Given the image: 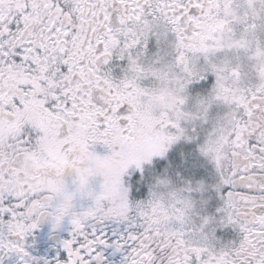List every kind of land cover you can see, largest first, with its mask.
Listing matches in <instances>:
<instances>
[{"label":"snow or ice","instance_id":"1","mask_svg":"<svg viewBox=\"0 0 264 264\" xmlns=\"http://www.w3.org/2000/svg\"><path fill=\"white\" fill-rule=\"evenodd\" d=\"M66 217L53 264H264V0H0V264Z\"/></svg>","mask_w":264,"mask_h":264},{"label":"flooded vegetation","instance_id":"2","mask_svg":"<svg viewBox=\"0 0 264 264\" xmlns=\"http://www.w3.org/2000/svg\"><path fill=\"white\" fill-rule=\"evenodd\" d=\"M99 154L106 153V149L102 145H97L95 149ZM68 189L74 190L72 183V177L68 178ZM103 178L96 176L92 179V187L99 191ZM93 201L88 197H81L79 194L74 200V204L77 210L90 206ZM71 223L70 218L66 217L62 222V225L58 229H53L49 221H42L38 228L33 230V233L28 237V251L36 257L48 258L50 264H53V258L56 257L58 252H64L62 248V241L70 236ZM105 237L111 242L121 238V233H124L128 229L126 223H117L115 221H105L103 228L101 229ZM102 254L104 260L100 264H124V258L126 256V250L118 251L113 246H102ZM3 264H19V258L12 254L5 257ZM95 264V262H94Z\"/></svg>","mask_w":264,"mask_h":264}]
</instances>
